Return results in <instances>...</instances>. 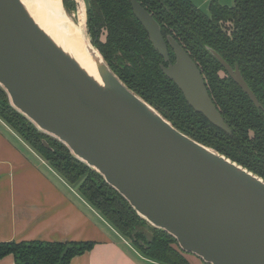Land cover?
Instances as JSON below:
<instances>
[{"label":"water","instance_id":"1","mask_svg":"<svg viewBox=\"0 0 264 264\" xmlns=\"http://www.w3.org/2000/svg\"><path fill=\"white\" fill-rule=\"evenodd\" d=\"M76 2L73 13L79 12ZM86 8L84 51L30 0H0V86L11 105L99 173L136 213L207 264H264V178L178 129L114 72L94 44ZM138 19L188 104L231 132L197 62L138 0ZM169 45L175 61L170 59ZM213 54L261 104L240 73ZM44 144L49 147L46 139Z\"/></svg>","mask_w":264,"mask_h":264},{"label":"trees","instance_id":"2","mask_svg":"<svg viewBox=\"0 0 264 264\" xmlns=\"http://www.w3.org/2000/svg\"><path fill=\"white\" fill-rule=\"evenodd\" d=\"M85 1L94 44L129 88L178 129L264 178V0H234L231 6L212 0L210 16L191 0H138L159 22L165 38L173 36L197 62L215 105L231 128L229 133L195 111L163 72L161 65L168 62L155 48L130 0ZM63 2L68 11L76 10L74 0ZM227 21L233 24L231 31L222 25ZM211 48L233 68L239 67L261 107L242 90ZM169 53L174 62L170 45ZM0 118L67 183L77 186L79 194L144 257L160 264H192L185 255L189 253L182 251L172 236L150 227L99 173L16 110L2 86ZM145 228L152 231L151 237ZM94 245L93 241H4L0 242V259L12 254L15 264H70Z\"/></svg>","mask_w":264,"mask_h":264},{"label":"crops","instance_id":"3","mask_svg":"<svg viewBox=\"0 0 264 264\" xmlns=\"http://www.w3.org/2000/svg\"><path fill=\"white\" fill-rule=\"evenodd\" d=\"M15 133L0 119V242L93 241V248L70 264H160L116 230L114 236L95 223L82 204L45 175L41 156L26 142L19 144ZM0 264H15V258L9 254Z\"/></svg>","mask_w":264,"mask_h":264},{"label":"rangeland","instance_id":"4","mask_svg":"<svg viewBox=\"0 0 264 264\" xmlns=\"http://www.w3.org/2000/svg\"><path fill=\"white\" fill-rule=\"evenodd\" d=\"M191 1L194 4H198L204 13H206L209 16L212 15V11L210 8V3L212 0H191ZM217 1L222 6H226V5L231 6L234 3V0H217ZM70 13L74 14V11H72ZM222 25H224L226 30H229V31H231L232 26H233L231 21L223 22ZM103 38H104V36H103ZM5 124L8 125L7 123H5ZM8 127H9L11 132L12 131L14 132V130L9 125H8ZM14 137H15V139L18 140L17 142L19 144L25 145V141H23L22 138H18L19 135L16 134V136H14ZM39 159H40L39 162H41L40 166L47 168L45 170V175L48 176L57 185H59V187L62 188L69 196H71L72 200H74L76 204H78V205L82 204L83 207H85V209L89 212L90 218H92L95 221V223H97L99 226H102L101 228H103V230L105 232L116 236L115 229L106 221V219L101 214H99V212L96 209H94L91 206V204L88 201H86L79 194L77 186H72V185L68 184L50 165H48V163H46L43 160L42 157H39ZM144 230H145V233L148 235V237L152 236L153 233L149 228H145ZM185 255L192 262V264H207L202 259L197 258L192 254H185Z\"/></svg>","mask_w":264,"mask_h":264},{"label":"bare ground","instance_id":"5","mask_svg":"<svg viewBox=\"0 0 264 264\" xmlns=\"http://www.w3.org/2000/svg\"><path fill=\"white\" fill-rule=\"evenodd\" d=\"M36 12L70 42L84 51L86 8L83 0L80 3L79 12L70 16L65 12L62 0H30Z\"/></svg>","mask_w":264,"mask_h":264}]
</instances>
